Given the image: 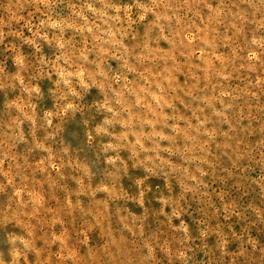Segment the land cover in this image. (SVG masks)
I'll return each instance as SVG.
<instances>
[{"label": "rangeland", "instance_id": "1", "mask_svg": "<svg viewBox=\"0 0 264 264\" xmlns=\"http://www.w3.org/2000/svg\"><path fill=\"white\" fill-rule=\"evenodd\" d=\"M0 264H264V0H0Z\"/></svg>", "mask_w": 264, "mask_h": 264}]
</instances>
